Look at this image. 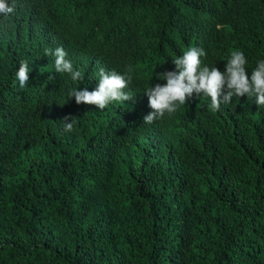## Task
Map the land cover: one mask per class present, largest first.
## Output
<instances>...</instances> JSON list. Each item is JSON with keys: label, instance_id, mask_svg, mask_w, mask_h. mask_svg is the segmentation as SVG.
<instances>
[{"label": "trees", "instance_id": "16d2710c", "mask_svg": "<svg viewBox=\"0 0 264 264\" xmlns=\"http://www.w3.org/2000/svg\"><path fill=\"white\" fill-rule=\"evenodd\" d=\"M8 3L0 264H264V106L245 94L213 111L194 93L143 122L152 111L145 89L165 84L158 74L175 71L173 58L192 47L206 52L201 67L221 71L243 52L250 78L264 60V0ZM56 45L82 82L56 72ZM129 67L130 100L100 110L69 99L73 88L94 90L101 68Z\"/></svg>", "mask_w": 264, "mask_h": 264}, {"label": "clouds", "instance_id": "9594fccd", "mask_svg": "<svg viewBox=\"0 0 264 264\" xmlns=\"http://www.w3.org/2000/svg\"><path fill=\"white\" fill-rule=\"evenodd\" d=\"M15 11L14 7L8 3V0H0V16H7ZM59 45L54 46L55 57L54 65L57 73H69L74 82H82L83 74L73 70L72 62L66 59L67 52ZM46 55L48 52L46 51ZM206 56L202 48L192 47L184 52L182 56L173 58L176 66L175 71H168L158 74L160 78L166 80V83L156 84L154 87L145 89L148 96L149 107L152 109L143 118V122L151 124L154 121L163 118L165 114H173L179 105L193 96L204 94L211 99L210 108L213 111L220 109L221 104H228L233 96L248 95L249 98L255 96L256 103L264 106V60L258 62L257 66L249 75L246 71V58L243 52L233 51L228 59L225 70L221 71L217 67H201L200 57ZM29 67L26 62H21L16 73L19 86L24 88L29 82ZM49 80H54L53 74H49ZM133 79L132 68L129 67L123 74L116 71L105 72L100 69V79L97 87L89 91L86 87L83 89L73 88L69 91V99L75 97L77 104L94 105L97 109L103 110L110 102L130 100L133 96L125 92L124 89ZM225 86L227 91L225 92ZM223 93V97L221 99ZM65 131H71L75 123L74 117L69 122L66 116Z\"/></svg>", "mask_w": 264, "mask_h": 264}]
</instances>
